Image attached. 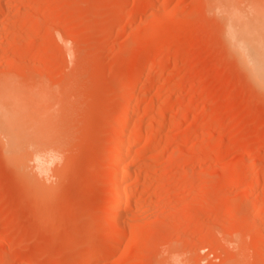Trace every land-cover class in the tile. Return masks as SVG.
<instances>
[{"label":"rangeland","instance_id":"rangeland-1","mask_svg":"<svg viewBox=\"0 0 264 264\" xmlns=\"http://www.w3.org/2000/svg\"><path fill=\"white\" fill-rule=\"evenodd\" d=\"M216 1L0 0V84L47 155L30 180L0 132V264H264V92L242 67L264 30H226Z\"/></svg>","mask_w":264,"mask_h":264},{"label":"bare ground","instance_id":"bare-ground-1","mask_svg":"<svg viewBox=\"0 0 264 264\" xmlns=\"http://www.w3.org/2000/svg\"><path fill=\"white\" fill-rule=\"evenodd\" d=\"M214 2L212 1V4ZM213 8L218 12V14H220L223 17L226 30H264V6L253 3L248 7H242L241 2L239 3L235 0H217ZM242 67L248 73L252 83L257 88H259L262 92H264V63L251 62V63L243 64ZM133 86H134V92H135V89L139 86V82L137 81ZM20 93L21 92H16L12 88H7L5 86L3 87V85L0 84V132H3L4 141L2 142V144H3L4 151H6V153H10L9 156L13 158V159L11 158V162H12L11 164H13V166L17 168L18 170L25 171V176L28 179L34 180L38 176L37 174L33 173L32 163L35 164L36 169H40L41 165L44 162L43 159L46 158L45 156L47 155L46 154L44 155L45 148L43 149V145L40 142H36L35 138L37 136H35L34 133L30 134V131H27L32 126H34V123L37 121L33 119H29L27 116L18 115L16 113L15 102H17L20 98H22L21 96H23ZM135 95L136 93L131 97L133 98ZM137 107L138 106L134 104L131 107L125 108L126 111L122 113L120 117V119L126 121L125 126L124 127L122 126L123 128L120 130V134H118L119 138L117 139L116 144L113 143L115 144V146L113 149L114 154L112 155H115V156L113 157L114 158L113 166H112L113 169H111V171L113 170L112 176L114 177V181H116L115 182L116 184L113 181V184L115 185L113 188L111 186L112 189L110 192V197L108 198L109 199L108 204L112 207H115V209L117 208L118 210H120L122 201H124L123 197H125L122 194L123 192H121L120 190V186L122 182L125 180V178L129 176L128 172L124 170L125 168L123 169L124 170L123 171L121 167H122V164L127 159V151L130 152L136 149L138 142H139L138 140H136V138L126 139V133H127L126 130L128 128L127 124L130 119V115L138 110ZM24 150H27L28 152L27 151L26 152L29 153L30 155L29 154L26 155V153L23 152ZM20 153H22L21 156L23 157L19 156ZM14 154H16V156ZM24 155L26 156L24 157ZM18 170L16 171L18 172ZM262 206H263V203H262ZM237 208H238V205H234L232 206L231 210L235 211ZM122 209L123 208H121V210ZM121 210L120 211L116 210L114 212H117L119 216V213L123 212ZM257 212H258V209L257 210L255 209L254 211H252L250 219L256 218ZM101 243L104 244L105 242L101 241ZM102 246L104 247V245ZM113 248L111 247L110 248L106 247V249L103 248L102 253L105 256L109 255L108 253H111ZM100 252L101 251H99L98 253L100 254ZM96 255L97 254H95V256ZM171 259L173 258L171 257ZM180 263L183 264L182 262H179L178 264ZM173 264H177V262H173Z\"/></svg>","mask_w":264,"mask_h":264}]
</instances>
